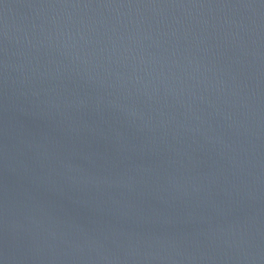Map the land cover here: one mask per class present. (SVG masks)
Masks as SVG:
<instances>
[{
	"label": "water",
	"instance_id": "95a60500",
	"mask_svg": "<svg viewBox=\"0 0 264 264\" xmlns=\"http://www.w3.org/2000/svg\"><path fill=\"white\" fill-rule=\"evenodd\" d=\"M0 264H264V0H0Z\"/></svg>",
	"mask_w": 264,
	"mask_h": 264
}]
</instances>
